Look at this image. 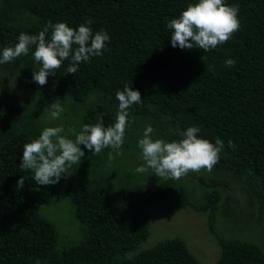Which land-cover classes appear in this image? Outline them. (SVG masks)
Listing matches in <instances>:
<instances>
[{
    "label": "trees",
    "instance_id": "trees-1",
    "mask_svg": "<svg viewBox=\"0 0 264 264\" xmlns=\"http://www.w3.org/2000/svg\"><path fill=\"white\" fill-rule=\"evenodd\" d=\"M194 2L0 0V55L18 43L21 32L38 34L49 20L78 28L91 19L93 33L104 30L110 36L102 55L80 63L75 74L66 73L69 61H63L44 86L32 80L40 67L33 66L24 80L32 92L77 101L96 92L99 100L88 108L84 124L107 128L116 120L115 94L127 84L141 94V104L131 106L128 116L152 119L158 129L168 130L170 141L180 140L178 132L191 126L213 144L221 139L224 149L213 171L248 186L252 204L264 217V0H224L238 6L240 28L215 49L173 48L167 22ZM33 52L0 65L7 71L31 65ZM229 58L235 61L232 67L225 66ZM27 111L0 92V264H199L181 237L124 255L150 236L152 203L166 200L174 212L189 198L170 183L125 188L122 196L131 210L125 214L111 202L106 176L78 177L68 185L84 239L59 250L56 228L36 210L38 203L52 202L53 185L39 186L33 173L20 168L24 144L43 130ZM130 133L125 131L126 146L131 145ZM21 176L27 179L18 189ZM221 201V190L211 191L207 209L215 210ZM209 220L214 229L213 214ZM218 243L222 254L216 264H264V252L256 244L225 239Z\"/></svg>",
    "mask_w": 264,
    "mask_h": 264
},
{
    "label": "clouds",
    "instance_id": "clouds-1",
    "mask_svg": "<svg viewBox=\"0 0 264 264\" xmlns=\"http://www.w3.org/2000/svg\"><path fill=\"white\" fill-rule=\"evenodd\" d=\"M238 12V6L228 5L224 0H197L190 3L178 18L167 22V28L171 31V46L182 50L198 48L203 52L215 49L239 30ZM91 24L92 20L89 19L78 28H73L65 22L53 23L49 20L38 34L21 32L18 43L2 50L0 64L27 56L30 49L34 48L33 59L40 67L38 71H33L32 80L38 85L44 86L48 76L54 75L65 60L69 61L66 73L75 74L80 63L102 55L106 42L110 41V36L104 30L93 33L89 26ZM234 65L233 59L225 60V66ZM115 95L119 104L114 125L105 128L101 124H83L79 132L74 128L66 132L62 125L45 127L38 138L24 144L20 168L33 173V179L39 186L55 185L62 175L67 176L69 167L81 162L85 153L80 145L93 154L110 148L109 163L116 156L123 155L121 149L128 125V109L141 104V94L125 84L123 90H117ZM63 111L60 101L55 100L50 105L49 119H61ZM153 132L152 126L148 125L138 139L137 147L143 163L135 169L136 173L151 170L160 179L179 180L189 172H211L224 149L221 139L213 144L198 137L200 129L196 126L179 131L182 138L178 141L153 139ZM68 133L75 136L74 141L68 138ZM229 147L234 148L235 145L229 141ZM26 179V176H21L17 180L18 189L23 187Z\"/></svg>",
    "mask_w": 264,
    "mask_h": 264
},
{
    "label": "rangeland",
    "instance_id": "rangeland-1",
    "mask_svg": "<svg viewBox=\"0 0 264 264\" xmlns=\"http://www.w3.org/2000/svg\"><path fill=\"white\" fill-rule=\"evenodd\" d=\"M28 61L31 65L8 71L0 65V92L6 94L14 104L35 115L38 122L43 125L42 129L62 125L66 132L70 128L79 132L88 108L99 100L96 92L85 101H77L66 95L48 97L34 94L24 80L28 79L33 66L40 65L34 61L33 55L29 56ZM55 100L60 101L64 111L61 119L52 121L49 119L50 104ZM127 119L128 125L125 131L131 132L127 136L131 145L126 146V143H123L121 149L123 155L116 156L109 163L108 153L112 151L110 148H105L99 154H93L80 145L85 154L79 165L73 164L69 167L67 176L62 175L60 181L53 185L51 203L37 204V212L56 228V244L59 250L78 244L84 239L74 203L67 194L68 185L78 177L85 180L106 176L111 202L125 214L131 213L122 196L125 188L170 183L183 189L189 198V203L185 207H180L174 212L168 210L166 200L152 203L149 207L150 236L136 248L125 251L124 255L127 257L152 248L161 240L173 237H181L186 241L199 264L217 263L222 254L219 239L253 243L264 252V217L260 216L257 205L252 204L248 186L213 169L211 172L207 170L198 173L189 172L179 180L160 179L151 170L146 173H136L135 169L143 163L137 142L142 137L145 127L152 126L153 139L160 138L170 142L165 135L169 132L158 129L153 125L154 121L149 118L130 113ZM68 138L75 140V136L70 133ZM216 189L221 190L222 201L215 210L207 209V205L210 204L209 193ZM211 214L214 216V229L210 226Z\"/></svg>",
    "mask_w": 264,
    "mask_h": 264
}]
</instances>
